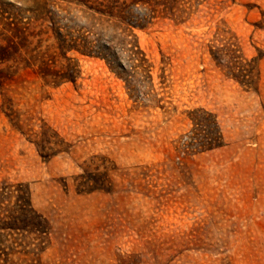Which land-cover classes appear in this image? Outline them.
Here are the masks:
<instances>
[{"label":"rangeland","instance_id":"rangeland-1","mask_svg":"<svg viewBox=\"0 0 264 264\" xmlns=\"http://www.w3.org/2000/svg\"><path fill=\"white\" fill-rule=\"evenodd\" d=\"M85 9L0 0L5 55L9 39H29L58 68L56 28L64 39H111L136 63L128 87L74 48V80L56 84L1 62L14 74L0 86V264H264V0H134L126 14L145 13L132 28L143 66L125 23ZM229 41L247 59L262 53L254 88L212 56L228 58ZM42 130L47 146L60 139L49 157L34 142ZM91 177L109 188L76 189ZM31 207L48 233L26 229Z\"/></svg>","mask_w":264,"mask_h":264},{"label":"trees","instance_id":"trees-1","mask_svg":"<svg viewBox=\"0 0 264 264\" xmlns=\"http://www.w3.org/2000/svg\"><path fill=\"white\" fill-rule=\"evenodd\" d=\"M68 2H74L79 5H85L90 15H95V17L99 20L104 19L107 22H110L111 18L118 19L120 22L125 23L122 29L124 31H128L131 33V38L134 39L133 42L129 46V55L134 60H137V64L143 66L144 62L147 60L145 57L144 51L139 47L137 40L135 39V34L132 32V28L134 26H141L145 22V13H142V16H137L134 19H131L126 12L128 11L130 5L134 3L132 0L129 3H126V0H67ZM142 4H145L147 0H140ZM141 18V19H140ZM59 31L54 28V37H55V47L58 49V55L62 56L66 62L60 64L57 68V58L55 57L56 53L53 54V58L44 57L43 54L39 53V50H36V45L32 46L30 43L32 42L29 39H9V50L12 55H5L6 48L5 46L0 44V64L2 61L6 59H13L14 62H23L24 66L34 67V71L36 74L40 75L46 82L48 83H59L62 80L71 79L74 80L75 77V65L70 63L71 57L66 55L68 49L74 48L81 53L93 54L103 58L108 67L116 72L125 79L128 87L133 85L130 77L135 71V64L130 68L126 65L125 60L120 57L118 43H113L111 39H104L98 37L94 39V42L91 44V40L85 39H64L61 35H59ZM230 42V43H229ZM228 44H225V48L227 45V50L229 51L228 58L225 59L224 56L220 55V50L215 49L212 50V56L216 60L217 64L222 66L226 72L233 76L241 85L247 88H254L259 78L258 71V59L261 57L262 53L259 55H253L248 59L242 54L236 42L229 41ZM232 45V46H231ZM230 47V48H229ZM26 53V56L22 54V52ZM54 52V51H53ZM13 72L6 74L3 70V67H0V86L6 80H9L13 77ZM149 75V74H148ZM211 114V113H209ZM212 115V114H211ZM13 120V117H10ZM213 125L217 128V124L214 121ZM45 130H42V133L38 140L34 141L37 145L40 154L45 157L52 156L59 149V140H54L53 146H47L45 144L44 134ZM207 145L205 148H210L213 145H216L215 137L208 139ZM49 150H44L45 148ZM106 177L103 179H84L77 183L76 189L80 192L83 191H91L94 189H108L109 183ZM29 203V200H26ZM31 214H26L31 216V221H29V226L33 229L27 227V230L34 232H46L49 231V222L45 216H41L34 209L30 210ZM39 216L41 218V223L37 225L36 217ZM34 222V223H33ZM43 222V223H42ZM44 222L46 223L44 226ZM37 225V226H36ZM9 226V225H8ZM26 225H15L12 226V229L16 228H25ZM28 226V225H27ZM42 227H44L42 229ZM43 231V232H42Z\"/></svg>","mask_w":264,"mask_h":264}]
</instances>
